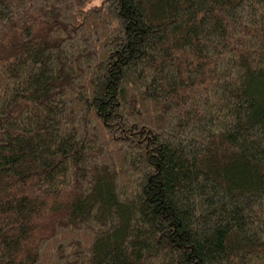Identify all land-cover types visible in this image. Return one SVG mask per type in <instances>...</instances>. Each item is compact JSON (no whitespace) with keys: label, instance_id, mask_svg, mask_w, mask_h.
I'll use <instances>...</instances> for the list:
<instances>
[{"label":"trees","instance_id":"trees-1","mask_svg":"<svg viewBox=\"0 0 264 264\" xmlns=\"http://www.w3.org/2000/svg\"><path fill=\"white\" fill-rule=\"evenodd\" d=\"M0 0V264H264V0Z\"/></svg>","mask_w":264,"mask_h":264},{"label":"rangeland","instance_id":"rangeland-1","mask_svg":"<svg viewBox=\"0 0 264 264\" xmlns=\"http://www.w3.org/2000/svg\"><path fill=\"white\" fill-rule=\"evenodd\" d=\"M104 0H91L89 3H88V5H87V9H89V8H92V7H95V6H99V5H101L102 4V2H103Z\"/></svg>","mask_w":264,"mask_h":264}]
</instances>
